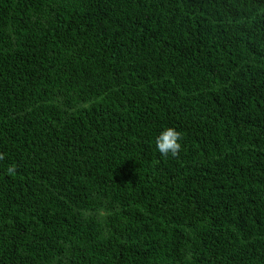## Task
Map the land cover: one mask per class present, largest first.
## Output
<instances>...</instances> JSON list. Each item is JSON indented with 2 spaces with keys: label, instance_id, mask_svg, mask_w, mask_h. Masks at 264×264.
<instances>
[{
  "label": "trees",
  "instance_id": "16d2710c",
  "mask_svg": "<svg viewBox=\"0 0 264 264\" xmlns=\"http://www.w3.org/2000/svg\"><path fill=\"white\" fill-rule=\"evenodd\" d=\"M0 153V264H264V0H0Z\"/></svg>",
  "mask_w": 264,
  "mask_h": 264
},
{
  "label": "clouds",
  "instance_id": "9594fccd",
  "mask_svg": "<svg viewBox=\"0 0 264 264\" xmlns=\"http://www.w3.org/2000/svg\"><path fill=\"white\" fill-rule=\"evenodd\" d=\"M183 136L180 131L174 127H168L163 130L156 138V147L163 157H177L182 149ZM4 158V154L0 153V159ZM14 168H9L8 172L12 173Z\"/></svg>",
  "mask_w": 264,
  "mask_h": 264
}]
</instances>
